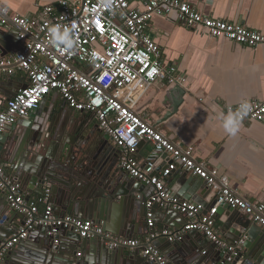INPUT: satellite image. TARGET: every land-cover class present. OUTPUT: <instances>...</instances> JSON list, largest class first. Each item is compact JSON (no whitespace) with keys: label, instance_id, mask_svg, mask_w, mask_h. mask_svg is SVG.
I'll use <instances>...</instances> for the list:
<instances>
[{"label":"built area","instance_id":"2783aa9c","mask_svg":"<svg viewBox=\"0 0 264 264\" xmlns=\"http://www.w3.org/2000/svg\"><path fill=\"white\" fill-rule=\"evenodd\" d=\"M141 4L132 6L130 0H58L44 5L34 16L10 13L0 5V21L19 28L17 46L10 55L0 56V77L21 73L24 78L10 98H0V133L56 91L67 106L91 114L98 128L113 139L122 171L153 187L145 202L149 230L142 238L133 239L106 231L89 219L56 214L49 201V188L35 200L26 201L19 185L0 164V189L7 192L11 208L26 216L17 230L0 243V264L8 251L38 226L50 227L48 234L66 229L83 238L99 237L108 248L138 249L152 264H169L152 245L154 239L163 237L173 242L189 231L201 233L216 247L225 249L221 263L230 262L244 240L228 244L215 227L214 215L221 204L239 210L264 228L263 200L249 203L216 185L215 173L196 161L194 147L183 149L140 115V100L146 88L158 79H164L168 86L180 84L182 79L174 66L166 67L162 50L151 36L154 16L171 17L188 29L250 47L264 44V32L203 14L188 0H142ZM226 110L238 122L263 121L264 99L241 101L226 106ZM141 141L151 146L143 163L133 158ZM164 154L170 161L155 174L156 163ZM176 170L196 175L212 188L216 200L209 212L200 214L195 204L169 194L165 179ZM154 205L182 214L186 219L182 227L157 228Z\"/></svg>","mask_w":264,"mask_h":264},{"label":"crops","instance_id":"0c3cea01","mask_svg":"<svg viewBox=\"0 0 264 264\" xmlns=\"http://www.w3.org/2000/svg\"><path fill=\"white\" fill-rule=\"evenodd\" d=\"M141 1L130 0L132 6L140 7L142 6ZM188 1L203 14L239 22L251 30L264 32V0ZM57 2L58 0H0V5L6 6L10 13L34 16L44 5ZM0 16H2L1 13ZM151 23V36L162 50L164 64L166 67H175L176 75L182 77L179 85L184 92L181 95V103L177 112L160 123L179 94L172 93L171 95L173 87L178 84L168 86L164 79L156 80L142 94L140 115L150 124H158L157 129L163 131L183 149L194 147L198 155L196 161L206 170L215 173L216 185L223 187L226 181L227 189L234 196L249 203L264 201V120L238 122L233 113L226 110V106L235 105L241 101L264 99V44L250 47L224 38L210 37L203 31L186 28L171 17L154 16ZM7 27L15 31L17 42H19L16 30L11 25ZM23 82L24 78L21 73L10 77L1 76L0 98L5 99L9 91L12 94L14 89H17ZM63 103L59 95L53 96L52 100L44 105L46 112H38V115H42L43 118L48 114L51 120L54 119V126L65 129L66 136L70 139L74 136L72 129L82 124L87 131H94L97 135L104 133L98 128L97 123L92 129L88 127L92 121L88 119L86 113L72 111L66 104L63 107ZM14 125L5 132H12ZM18 127L19 132L24 129L22 125ZM233 132L234 134H231ZM109 142L116 150L113 151L114 156H111V159H115V167L123 172L118 166L119 149L113 139ZM150 148V144L142 143L133 158L143 163ZM169 161L170 157L167 154L162 155L156 163L154 173L158 174ZM192 177L195 180L200 178L196 175ZM174 183H176V178L169 186ZM137 188L139 190L137 196L141 195L146 198L152 190L147 185H139ZM29 196L31 200H35L40 195L32 192ZM54 198H56L55 194ZM54 198L49 197V201L55 208ZM212 207L213 205L208 212ZM219 207L220 205L214 219L215 227L222 233V222L220 221L222 215L221 211L218 213ZM40 208L42 209V206ZM171 212L170 209L159 208L157 210L154 214L157 228L178 229L182 227L186 220L185 217L180 213L170 215ZM55 213L58 212L55 211ZM64 213L62 211L60 214ZM110 217L111 223L115 224L116 218H112L111 214ZM14 219L18 224L23 222L20 213H16ZM111 229H115V225H110L108 229L114 233ZM135 230L134 238L139 239L146 235L149 229L146 224H139L135 226ZM195 235L199 236L197 238H200L202 244L200 255L205 258L217 257L219 248L201 233L189 231L183 237L197 240ZM173 242L165 240L158 246L167 259V255L175 254V251H170L168 254L170 244ZM31 243L35 244V241H30L29 244ZM7 258L6 254L4 261Z\"/></svg>","mask_w":264,"mask_h":264},{"label":"water","instance_id":"95a60500","mask_svg":"<svg viewBox=\"0 0 264 264\" xmlns=\"http://www.w3.org/2000/svg\"><path fill=\"white\" fill-rule=\"evenodd\" d=\"M11 27L18 34L19 28ZM17 44L15 31L0 21V56L12 52ZM178 85L173 87L171 95L177 93L179 96L160 123L178 110L184 92ZM16 90L12 94L9 91L5 98H10ZM57 95L56 91L46 95L36 109L16 121L12 132L0 133V164L5 166L10 179L19 185L26 201H31L29 195L32 192L41 195L45 188H49V197L56 196L54 209L57 214L63 211L64 214L91 219L106 231L110 225H115V229H111L114 233L134 238L135 226L146 224V197L137 196V186L145 184L115 167V159L112 160L111 156L116 150L109 142L112 138L108 134L97 135L94 131H87L82 124L72 129L74 136L70 139L65 129L54 126V119L51 120L48 114L43 118L38 115V112H46L44 105ZM86 115L92 121L88 126L92 129L96 121L91 114ZM19 125L24 127L20 132ZM157 125L152 126L157 128ZM142 143L149 144L141 141L139 146ZM175 178L176 183L169 186ZM224 182L223 187L227 188ZM165 188L170 195L195 204L200 214H206L216 200L215 193L204 179L195 180L191 174L180 170L165 179ZM153 210L155 214L157 205ZM219 212L224 241L233 245L240 239L244 240L238 254L224 264H264V228L226 204L220 205ZM16 213L20 212L11 208L7 192L0 189V243L20 226L14 219ZM173 213L178 212L172 211L170 215ZM110 214L116 218L115 224L111 223ZM20 215L24 221L26 216ZM48 231V226L36 227L27 239L8 251L3 264H152L141 256L138 249L108 248L99 237L83 238L72 230L60 229L56 234H48ZM165 240L156 238L152 245L158 248ZM30 241H35V244H29ZM201 246L200 238L182 237L170 244L168 254L170 251H175V254L167 255V260L169 264H222L225 249L219 248L215 258H205L200 255Z\"/></svg>","mask_w":264,"mask_h":264},{"label":"clouds","instance_id":"9594fccd","mask_svg":"<svg viewBox=\"0 0 264 264\" xmlns=\"http://www.w3.org/2000/svg\"><path fill=\"white\" fill-rule=\"evenodd\" d=\"M231 134H234V132H233V133H231Z\"/></svg>","mask_w":264,"mask_h":264}]
</instances>
